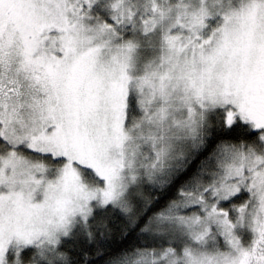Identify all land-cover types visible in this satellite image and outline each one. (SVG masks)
Segmentation results:
<instances>
[{
	"label": "snow or ice",
	"instance_id": "1",
	"mask_svg": "<svg viewBox=\"0 0 264 264\" xmlns=\"http://www.w3.org/2000/svg\"><path fill=\"white\" fill-rule=\"evenodd\" d=\"M0 264H264V0H0Z\"/></svg>",
	"mask_w": 264,
	"mask_h": 264
}]
</instances>
